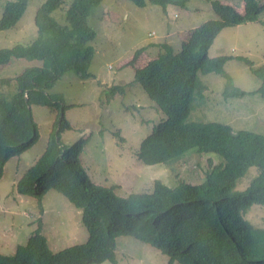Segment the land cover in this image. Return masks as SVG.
Wrapping results in <instances>:
<instances>
[{
    "label": "trees",
    "instance_id": "1",
    "mask_svg": "<svg viewBox=\"0 0 264 264\" xmlns=\"http://www.w3.org/2000/svg\"><path fill=\"white\" fill-rule=\"evenodd\" d=\"M101 1L43 0L34 15L36 39L0 48V67L11 59L43 62L5 79L7 83L14 81L16 89L8 99L0 94V179L5 163L38 139L31 105L47 106L56 113V121L46 148L19 177L15 188L39 202L48 189H55L81 210V221L88 231L85 242L53 252L39 227L12 254L0 253V264H96L105 260L115 264V239L122 235L160 249L169 257L167 264H264V228L245 218L253 204L264 205V133L187 120L193 101L203 98L206 89L198 73L224 74V64L231 57L207 56L215 37L225 27L256 20L264 10V0H241V8L209 0L216 18L193 28L179 51L163 43L156 57L136 68L134 81L164 114L141 140L138 160L145 165L169 164L191 149L211 157L201 182L178 180L170 187L156 179L150 192L126 196L91 180L79 158L84 139L70 145L61 143V132L70 128L64 114L69 105L61 102V95L46 92L69 70L81 79L93 76L89 66L94 50L89 42L96 33L88 14ZM130 1L139 7L146 1L165 7L185 6L189 0ZM27 2L5 1L0 30L16 25ZM140 52L138 49L135 54ZM237 57L262 80L258 91L264 98V70L253 69L251 60ZM226 79L224 98L245 94L232 86L228 75ZM116 90L124 91L119 85L109 92ZM251 167L257 171L254 177L246 188L235 190L237 181Z\"/></svg>",
    "mask_w": 264,
    "mask_h": 264
},
{
    "label": "rangeland",
    "instance_id": "2",
    "mask_svg": "<svg viewBox=\"0 0 264 264\" xmlns=\"http://www.w3.org/2000/svg\"><path fill=\"white\" fill-rule=\"evenodd\" d=\"M5 1L0 0V15ZM219 1L242 7L241 0ZM42 2L28 0L16 25L0 30V48L36 39L34 15ZM146 2L139 7L130 0H102L92 6L88 21L96 33L89 42L94 50L89 66L93 76L81 79L69 70L46 91L61 95V102L69 105L64 114L70 128L61 132V143L70 145L84 139L79 155L82 167L94 183L113 187L119 196L150 192L156 179L170 187L178 180L201 182L207 159L211 157L191 149L172 163L145 165L136 156L141 140L164 117L134 81L136 68L156 57L163 43L179 51L193 28L216 18L209 0H189L185 6L167 4L165 7ZM138 49L141 52L136 55ZM217 55L231 56L224 64V74L198 73L206 89L203 98L193 101L187 120L219 122L234 130L264 133V98L258 91L262 80L237 57L251 60L253 69L264 70V10L254 21L223 28L207 50V56ZM42 65L40 60L11 59L0 67V94L8 99L15 92V82L7 83L5 79L15 77L27 67ZM225 74L231 78L233 87L245 92L243 96H222L227 81ZM119 85L123 86V93L116 90L110 94L109 89ZM31 111L38 139L5 163L0 179L2 254H12L39 227L53 252L88 238L81 210L55 189H48L40 202L34 196L16 191V181L43 153L56 121V113L45 105L32 104ZM213 161L217 158L213 157ZM256 172L255 167L249 168L237 181L235 190L246 188ZM245 218L264 228V205L253 204ZM168 260V255L160 249L135 237L122 235L115 239V264H167ZM96 264L113 263L105 260Z\"/></svg>",
    "mask_w": 264,
    "mask_h": 264
}]
</instances>
